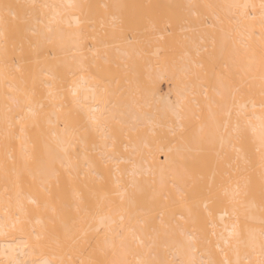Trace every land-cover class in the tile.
<instances>
[{
	"label": "bare ground",
	"instance_id": "6f19581e",
	"mask_svg": "<svg viewBox=\"0 0 264 264\" xmlns=\"http://www.w3.org/2000/svg\"><path fill=\"white\" fill-rule=\"evenodd\" d=\"M261 2L0 0V264H260ZM152 7L211 15L207 30L197 20L169 31L173 67L167 19L129 9ZM207 36L220 47L219 74L203 69ZM163 78L173 101L160 93ZM204 86L208 105L226 103L228 89L233 107L221 123L229 148L213 159L196 155L201 128L215 122H196Z\"/></svg>",
	"mask_w": 264,
	"mask_h": 264
},
{
	"label": "rangeland",
	"instance_id": "374dc122",
	"mask_svg": "<svg viewBox=\"0 0 264 264\" xmlns=\"http://www.w3.org/2000/svg\"><path fill=\"white\" fill-rule=\"evenodd\" d=\"M131 11H133V12H136V17H137V19H139V18H142V17H147V18H145L146 20H149L150 18H155V17H152V16H157V17H159L160 15L159 14H161V18H162V20L164 19H169V21H167L166 20V22H169L168 24L167 23H165V22H163V23H165V25H164V32L166 31H170L171 33H173V31L175 32L176 30H174V29H178L179 30V28H181V27H190L191 28V26H192V29L194 28V29H196L195 27H197L198 25H197V23H196V26L195 27H193L194 26V21H197L198 23L200 22H202L201 23V25L204 27V28H202V29H205L206 28V30H207V28L209 29V28H211V25H209V22H210V20H208V18H209V16H210V18H211V15H209V13L207 12V16L206 17H204L205 16V13H203L204 14V16L203 17H199V18H197L198 16V14L196 15H193L192 14V16L190 15V16H187L188 14H187V12H186V10H187V8H185V12L181 9V8H175V7H173V8H171V7H169V8H161V7H157V8H149V11L145 8V9H143V8H129ZM184 9V8H183ZM189 10L191 9V11H190V13L189 14H191V13H193L194 11L192 10L193 8H188ZM197 9V8H196ZM138 10H140L141 12L143 11V10H147L148 12L147 13H145V11H143L142 12V14H141V12L139 11L138 12ZM150 10H152L151 11V13H150ZM163 10H166L167 11V16H168V18L166 17H163V15H162V12H163ZM179 10H181V12L179 11ZM195 10V9H194ZM204 10V9H203ZM155 11H157V12H155ZM161 11V12H160ZM183 11V12H182ZM188 11V10H187ZM193 11V12H192ZM197 11V10H196ZM198 11H200V8L198 9ZM197 11V12H198ZM152 12H153V14H152ZM159 12V13H158ZM140 13V14H139ZM201 13V12H200ZM166 14H165V16H166ZM141 16V17H140ZM151 16V17H150ZM197 16V17H196ZM201 16V15H200ZM134 17H135V15H134ZM190 17H192L191 19H192V21L193 22H191V21H189L190 23H192V24H190V23H188V21L187 20H185L186 18L187 19H189ZM195 17V18H194ZM194 18V19H193ZM197 18V19H196ZM209 18V19H210ZM144 19V20H145ZM135 20V19H134ZM151 20V19H150ZM149 20V21H150ZM163 20V21H164ZM140 21H141V19H140ZM140 21H138V23L139 24H141L140 23ZM148 21V22H149ZM207 21H209L208 22V24H207ZM134 22H136V21H134ZM142 23L144 22V21H141ZM147 22V21H146ZM145 22V23H146ZM147 22V23H148ZM137 23V22H136ZM200 23H199V27H202V26H200ZM198 27V28H199ZM228 27V26H227ZM197 28V29H198ZM165 33V35H166V39H165V44H164V46L165 45H168L167 46V48L166 49H168L167 51V56H168V58H164V59H166V63L168 64L169 63V65H170V67H173L175 64H176V61H178V60H176V58L178 57L177 56V54H179L178 53V51H179V48H178V41L176 42V39L174 38V40H172V38H173V36H175V33L174 34H171L170 32L169 33ZM178 32V31H177ZM172 36H171V35ZM168 35V36H167ZM171 40H170V39ZM207 38H208V36H207ZM209 38H210V36H209ZM208 38V39H209ZM207 39V40H208ZM211 39V38H210ZM201 41L200 42V45H202L203 44V46H199L200 47V50L202 49V51H201V53H200V56L202 55V57H203V53L205 52V56L203 57V59H202V64H204L205 66H203V69H205L206 70V64H208L209 65V63H210V65H212V66H210L209 65V67H211V71H212V69H213V73L214 74H219L220 73V69H221V67H220V60H221V57H220V59H219V56H217L218 54H219V52H220V47L219 46H216V43H214V44H212V42L210 43L209 41H212V39L211 40H208V41ZM213 41H214V39H213ZM174 42L176 43V45H174ZM178 43V44H177ZM227 47H229V43H228V45H226ZM203 47V48H202ZM165 48V47H164ZM165 49V50H166ZM89 50V49H88ZM178 50V51H177ZM209 52V53H208ZM164 53H166V52H164ZM212 55H211V54ZM217 54V55H216ZM207 55V56H206ZM220 55V54H219ZM212 56V57H211ZM213 56H216V57H214V59H213V61L212 60H210V59H212L213 58ZM220 56H222V55H220ZM163 57H164V55H163ZM209 57V58H208ZM208 58V59H207ZM205 59H207L208 61H205ZM219 59V60H218ZM203 60H204V62H203ZM215 60V61H214ZM217 60V61H216ZM235 61V60H234ZM206 62H209V63H206ZM211 62H212V64H211ZM237 62L235 61V63H234V65H236V67H237V65L238 64H236ZM207 65V66H208ZM143 66V62H141V61H139L137 64H136V66H135V72H136V75L137 76H139L138 74H140L141 76H142V73L143 74H145L144 76H145V78H144V81L147 79L146 78V68H144V67H142ZM224 68V67H223ZM144 69V70H143ZM209 69V68H208ZM207 69V70H208ZM205 70H204V72H205ZM210 70V69H209ZM209 70L207 71V72H209ZM229 71V70H228ZM236 71V69H235V66H234V72ZM206 72V75L208 74ZM238 72V71H237ZM237 72H235L236 74H237ZM234 75V77H236V79H237V75ZM135 75V74H134ZM204 75V74H203ZM143 76V77H144ZM143 77H142V79H143ZM155 78V77H154ZM154 78H153V81H154ZM156 79V78H155ZM147 81V80H146ZM145 81V82H146ZM144 82V83H145ZM158 83V78L154 81V83ZM146 84V83H145ZM172 83H171V81L169 82L168 80H167V78L165 79V78H163V79H161V80H159V85H158V87L160 88V93L162 94V97L163 98H166V97H168V98H170L171 99V101H173V99H174V90H173V86L171 85ZM235 84H236V80H235ZM138 85V87H135L134 89H136L137 90V92H139V93H141L140 91H142V89L144 88V87H142V86H144L142 83H138L137 84ZM157 85V84H156ZM139 88V89H138ZM144 90V89H143ZM200 91V92H199ZM199 91H198V93H201L202 92V94H198L199 95V101H196L195 99H197V97L195 96V99H194V101H196V102H200L201 103V100L203 101V104L201 103V106L199 107V105L200 104H198L196 107L199 109L200 108V110H198L197 109V113H196V115H197V119H196V122H201V117L202 118H204V117H209V116H212V117H214V119H215V122H214V125H212V126H210V125H204L202 128H201V132L206 136L205 137V140H206V142L205 141H202V143L200 144V145H198L197 146V149H198V151L196 152V155H198V156H205V157H211V159H213L215 156H219V155H222V152H221V148H229V139H230V133H228L227 131H225L224 129H222V125H221V123H222V119L224 118V117H226V110H233V107L231 108V105H230V94H229V91H228V89H227V91H226V94H225V100H226V103H224V102H222L223 101V99H222V97L221 96H219L217 99H215L214 101H212L211 102V104L210 105H208L207 104V102L209 101L208 100V98H207V93H206V91H207V89H206V86H204V87H200V89H199ZM142 92H144V91H142ZM234 92H235V90H234ZM201 95V96H200ZM165 96V97H164ZM234 96L236 97V94L234 93ZM233 96V98H235ZM193 97V96H192ZM201 97H202V99H201ZM194 98V97H193ZM193 100V99H192ZM196 102H192V103H194V104H196ZM205 102V103H204ZM224 105H225V107H224ZM231 108V109H230ZM196 109V108H195ZM222 110H224V113H222ZM158 115L159 116H161V114H160V112L158 111ZM157 115V116H158ZM158 118V117H157ZM161 118V117H160ZM175 120V119H174ZM159 121V120H158ZM158 121H157V124H158ZM177 121V120H176ZM160 122V121H159ZM162 122V121H161ZM178 123V122H177ZM157 124H155V125H157ZM160 125V124H159ZM159 125H157V128H158V126ZM162 126V125H161ZM160 126V127H161ZM174 126V125H173ZM159 127V128H160ZM174 127H176V124H175V126ZM173 127V128H174ZM179 127V126H178ZM162 129H164L163 127H161ZM155 130H157L156 129V127H154V129H153V131L154 132H156ZM172 130V129H171ZM178 130V129H177ZM177 130H174L173 129V131L174 132H181V133H185L186 131H183L182 130V128L180 129L179 128V130L177 131ZM161 131V130H160ZM160 131L158 130L156 133H157V135H158V137H159V134L158 133H160ZM162 132V131H161ZM211 132L213 133V134H211ZM156 133H155V135H156ZM175 134V133H174ZM154 135V134H153ZM154 135V136H155ZM156 135V136H157ZM221 135H223L224 136V138H225V143H224V145L222 146V145H220V141L222 140V138H221ZM153 136V137H154ZM155 139H157V137H155Z\"/></svg>",
	"mask_w": 264,
	"mask_h": 264
},
{
	"label": "snow or ice",
	"instance_id": "6c2138e0",
	"mask_svg": "<svg viewBox=\"0 0 264 264\" xmlns=\"http://www.w3.org/2000/svg\"><path fill=\"white\" fill-rule=\"evenodd\" d=\"M69 7H73V5H69ZM245 7H247V6H245ZM260 7L262 10V15H261L262 27H264V0H262ZM259 80H260V86H261L262 93H264V59H262V61H261V66H260V70H259ZM260 138H261L262 142H264V119L261 120V124H260ZM19 224H20V220L17 217L16 221H14L11 224V228L16 229ZM7 228H8L7 224H0V235H6L7 234V231H6ZM229 235L231 236L232 233H229ZM262 236H264V233H262ZM39 239H40V237L37 236V240H39ZM14 264H18V262H14ZM44 264H51V262L45 261ZM61 264H63V262H61ZM112 264H126V262L113 261ZM208 264H212V262L210 261V262H208ZM260 264H264V259H262L260 261Z\"/></svg>",
	"mask_w": 264,
	"mask_h": 264
}]
</instances>
